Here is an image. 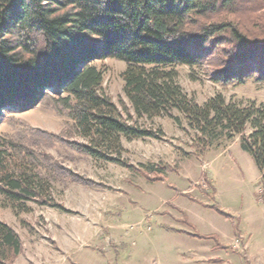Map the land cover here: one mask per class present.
<instances>
[{
	"label": "rangeland",
	"instance_id": "rangeland-1",
	"mask_svg": "<svg viewBox=\"0 0 264 264\" xmlns=\"http://www.w3.org/2000/svg\"><path fill=\"white\" fill-rule=\"evenodd\" d=\"M96 64L120 116L160 136L122 137L131 168L85 152L88 138L51 91L29 109H0V143L46 178L65 208L26 200L28 209L16 210L0 194V219L23 243L15 264H264L263 174L240 136L205 148L184 119L137 117L124 91L126 62ZM210 67L177 65L184 92L200 103L221 92L229 102L264 104L263 83L224 85ZM151 163L166 167L161 179L147 175Z\"/></svg>",
	"mask_w": 264,
	"mask_h": 264
},
{
	"label": "trees",
	"instance_id": "trees-1",
	"mask_svg": "<svg viewBox=\"0 0 264 264\" xmlns=\"http://www.w3.org/2000/svg\"><path fill=\"white\" fill-rule=\"evenodd\" d=\"M262 16L264 0H0V109H29L51 91L88 138L80 143L85 152L135 168L121 158L122 137L159 132L120 116L96 64L125 61L124 91L136 116L184 119L205 148L240 136L263 174L264 201V104L229 102L221 92L200 103L184 92L176 69L207 63L224 85L264 84ZM165 169L151 163L147 175L158 180ZM0 194L16 210H27L26 200L65 209L50 182L14 162L2 143ZM22 249L19 233L0 219V264H15Z\"/></svg>",
	"mask_w": 264,
	"mask_h": 264
}]
</instances>
